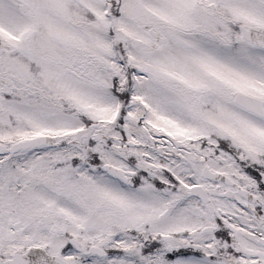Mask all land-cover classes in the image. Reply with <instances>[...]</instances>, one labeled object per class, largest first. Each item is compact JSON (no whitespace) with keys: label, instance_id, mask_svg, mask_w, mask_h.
<instances>
[{"label":"snow or ice","instance_id":"obj_1","mask_svg":"<svg viewBox=\"0 0 264 264\" xmlns=\"http://www.w3.org/2000/svg\"><path fill=\"white\" fill-rule=\"evenodd\" d=\"M0 264H264V0H0Z\"/></svg>","mask_w":264,"mask_h":264}]
</instances>
